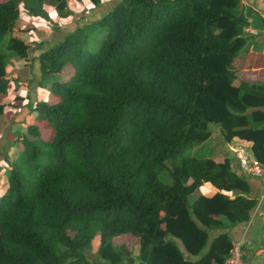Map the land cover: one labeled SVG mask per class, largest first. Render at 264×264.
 <instances>
[{
    "label": "trees",
    "instance_id": "obj_1",
    "mask_svg": "<svg viewBox=\"0 0 264 264\" xmlns=\"http://www.w3.org/2000/svg\"><path fill=\"white\" fill-rule=\"evenodd\" d=\"M23 1H0V96L8 65L28 50L12 35ZM46 1L65 14L66 0ZM244 9L240 0H119L38 55L40 82L57 100L36 101L6 172L0 264L224 263L232 243L211 231L247 221L256 199L228 159L187 149L214 127L264 164V84L235 82ZM67 68L75 73L56 79ZM205 183L215 191L195 195Z\"/></svg>",
    "mask_w": 264,
    "mask_h": 264
},
{
    "label": "crops",
    "instance_id": "obj_2",
    "mask_svg": "<svg viewBox=\"0 0 264 264\" xmlns=\"http://www.w3.org/2000/svg\"><path fill=\"white\" fill-rule=\"evenodd\" d=\"M74 1L75 3H72L70 0H66V2L69 3L68 10L73 13L71 14L69 18L61 20V21H57L56 23L52 25V27L48 26L47 28H43L40 30L45 32L46 29L47 31H52L53 29L59 28V30L61 31V29L63 28V25L66 22L72 23L75 26V28L69 32L62 33L60 35L61 38L57 40V42H59L65 37V35L72 33L73 31L76 30V28L78 27V25L76 24L77 19L82 17L83 19H89V21L92 22L96 19H99L104 13L108 12L109 9L112 7V5L115 4L114 0H101V3L98 4L97 6L94 5L90 0H80V1L74 0ZM240 2H241L242 7L245 8L244 9L245 13L246 14L248 13V17H247V25L244 28V37L246 38V44L244 48L241 50L240 55L237 56L233 61V64L237 68V71H238L237 79L235 82L238 83L239 81H246L249 83H255V84L262 85L264 84V0H240ZM45 3L48 5H45L44 9L46 10L47 13H50V9H47V8H50L49 6L52 4H49V2L47 1H45ZM101 4H104V5L102 6ZM64 9H66V6ZM248 9L250 10V13ZM34 10H35L34 6H31L28 3H26V0L19 4V11L22 13L24 18L28 19V23H31V24L33 22L29 19V17L31 14H33ZM81 23L82 22H80L79 24ZM87 23L83 22L79 26L85 25ZM22 24H27V22L21 20L20 26ZM33 24L28 29H20V26H19L18 33L22 32V34H26L28 31L36 27L37 24L35 25ZM61 32H64V31H61ZM46 35L47 34H45L44 36ZM42 37L43 35L40 36L39 38H42ZM46 38H49V36H47ZM23 42L27 44L28 46L27 54L23 56L22 58H14L13 61L24 60L28 58V54L29 52H31L32 58L28 59L27 62H29L31 66L33 62L34 63L36 62L35 64L37 65V70H38L37 73L39 77L37 78V75H36L35 77H33L34 78L33 80L38 81L40 80V74H39V64H38L37 57L42 51H44L49 46L55 43H52L51 41L49 42L39 41L37 43L39 44L37 48L38 50H36V48L31 47L32 45L31 41H23ZM211 130L213 131L211 135L212 138L216 139L219 142H225L222 135L217 129H215L214 127H211ZM234 144H243L247 146V143L243 141L228 142V144L227 143L224 144L225 151L216 153L215 159L217 161H223L224 159H228L232 169L237 174H241L237 161L231 151V147ZM227 145L228 146L230 145V147L228 148ZM210 146L213 147V144ZM245 179L247 183L249 184V188H250L249 196L256 199V205L251 211L249 219L244 222H239L230 228H225L222 230L214 231L213 233L222 232V231L226 232L229 236L231 243L233 242L240 243L242 247V251H243V264H260L262 261H264V180L257 179V178H247V177H245ZM207 185L208 183H205L202 186H200L199 189L195 191V195L212 194L215 190L207 187ZM128 239L130 238L128 237L122 238V240H128ZM96 245L97 243H95L94 241V246ZM135 245H138L137 241H134L132 243L133 250H136L138 248V247H135Z\"/></svg>",
    "mask_w": 264,
    "mask_h": 264
},
{
    "label": "rangeland",
    "instance_id": "obj_3",
    "mask_svg": "<svg viewBox=\"0 0 264 264\" xmlns=\"http://www.w3.org/2000/svg\"><path fill=\"white\" fill-rule=\"evenodd\" d=\"M45 1L26 0V3H28L31 6H34L35 8L33 14L30 15L29 19L34 23V24L32 23L33 25L35 24L37 25L35 28L31 29L26 34H22V32L18 33V27L21 24V20L27 22V24H22L20 26V29H28L29 27L32 26L31 23H28V19L24 18V16L20 12L15 28L12 32L13 36L18 37L23 41H31L32 43L31 47L36 48V50H38L37 48L39 44L37 43L39 41L41 42L51 41L52 43H57V40L61 38L60 35L62 33L69 32L75 28V26L72 23L66 22L63 25V28L61 29V31L64 32H61L59 28L53 29L52 31H47V29L45 30V32L41 31L40 29L47 28L48 26L52 27V25L57 21L67 19L71 16V14H73L71 11L68 10L69 3H67L68 5L66 4V9H64L65 11L64 14L62 13L63 11L61 12L55 8L57 2H55L54 5H50L49 6L50 8H47L50 9V13H47L46 10L44 9V6L48 4H46ZM70 1L72 3H75L74 0H70ZM118 1L119 0H114V3ZM104 4L101 5L103 6ZM80 22L90 23L89 19H83L82 17H80L79 19H77L76 22L78 27L79 25L82 24V23L79 24ZM45 34L47 35L44 36ZM42 35L43 37L39 38ZM47 36H49V38H46ZM97 47H98V42L96 40H93L91 41L90 46L88 48L90 50H95ZM31 58H32V53L29 52L28 58L24 60H16V61L12 60V62L8 65L7 75H6L9 79L8 92L7 94L0 96V102L5 104L4 112L0 114V195L6 190V186L3 185L6 181V176H7L6 172L12 166L13 160L16 158L18 152L22 147V141L18 140V138L22 136H26L27 126L36 123V115H37V111L35 109V107L37 106L36 101L55 102L57 100L56 98H53V96L50 95V93L44 86L43 82L41 83L40 80L38 81L33 80L34 79L33 77L37 75L38 78L39 76L37 73L38 71L37 65L35 64L36 62L35 63L33 62L32 66L29 64V62H27V60ZM74 73H75L74 69L68 70L67 68L64 70L63 73L59 75L58 78L56 77V79H68ZM46 133L47 132L44 130L43 134L45 136ZM226 143L228 144V142L226 141L219 142L216 139L209 137L208 139L196 143L192 147L188 148L187 153L197 154L198 156H202V157H215L216 153L225 151L224 144ZM212 144L213 147L210 146ZM229 147L230 145L228 146V148ZM207 187L214 190L211 184H208ZM214 231H218V230L211 231L210 239H212L215 235L219 233V232L213 233ZM95 243H98V240H95ZM177 244L181 252L184 253L181 243L177 241ZM135 247H138V245H135ZM262 262L260 264H262Z\"/></svg>",
    "mask_w": 264,
    "mask_h": 264
},
{
    "label": "built area",
    "instance_id": "obj_4",
    "mask_svg": "<svg viewBox=\"0 0 264 264\" xmlns=\"http://www.w3.org/2000/svg\"><path fill=\"white\" fill-rule=\"evenodd\" d=\"M231 151L242 175L247 178L264 180V164L253 156L247 146L234 144L231 147ZM223 264H243V251L240 243H232L229 254Z\"/></svg>",
    "mask_w": 264,
    "mask_h": 264
}]
</instances>
